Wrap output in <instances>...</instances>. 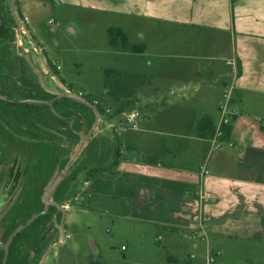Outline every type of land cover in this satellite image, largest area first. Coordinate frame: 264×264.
<instances>
[{
  "label": "crops",
  "instance_id": "0c3cea01",
  "mask_svg": "<svg viewBox=\"0 0 264 264\" xmlns=\"http://www.w3.org/2000/svg\"><path fill=\"white\" fill-rule=\"evenodd\" d=\"M26 1L20 10L28 25L30 10L50 2L69 10L68 31L86 21L106 34L119 26L131 43L146 45L135 54L159 61L138 95L144 105L138 129L117 137L99 118L98 127L110 130V159L119 148V162L85 180L75 199L110 197L123 205V216L153 226L155 240L165 241L160 264L204 263L206 244L189 236L200 223L209 245L221 251L216 264H264V0ZM228 83L233 129L212 148L202 119L217 125Z\"/></svg>",
  "mask_w": 264,
  "mask_h": 264
},
{
  "label": "rangeland",
  "instance_id": "374dc122",
  "mask_svg": "<svg viewBox=\"0 0 264 264\" xmlns=\"http://www.w3.org/2000/svg\"><path fill=\"white\" fill-rule=\"evenodd\" d=\"M21 1L0 0V95L6 99L0 100V246L19 224L43 208L42 223L39 213L35 226L27 228L31 264L39 263L47 246L60 236L61 211L51 205L44 210L43 196L48 192L50 200H62V205L71 207L65 213L66 240L51 250L44 264H160L165 241L155 240L153 226L123 216V205L110 197L82 194L75 199L89 170L99 169L103 175L113 167L115 158L110 159L106 137L110 130L95 126V112L91 121L89 112L71 102L64 105L40 82L43 78L49 87L61 91L64 85L81 96L99 94L105 92V68L145 74L158 59L111 47L103 27L94 22L78 23L76 32L68 31L63 18L69 10L50 2L30 10V23L25 24L30 31L18 36L17 26L25 16ZM143 89H138V99ZM106 99L108 107L115 109L114 100ZM219 99L220 119L223 92ZM126 108L144 110V105L136 101ZM93 127L77 152L81 132ZM38 179L43 183L28 207L24 187L33 189L34 182L39 186ZM23 254L18 253L16 264ZM2 256L0 249V261Z\"/></svg>",
  "mask_w": 264,
  "mask_h": 264
},
{
  "label": "trees",
  "instance_id": "16d2710c",
  "mask_svg": "<svg viewBox=\"0 0 264 264\" xmlns=\"http://www.w3.org/2000/svg\"><path fill=\"white\" fill-rule=\"evenodd\" d=\"M53 3L55 0H51ZM108 34V44L113 47L120 49L122 51H132L135 53H142L144 52L146 45L131 43L129 41L128 35L125 32V30L122 27L119 26H110L107 29ZM52 63V62H51ZM105 92L99 93V94H84V98L89 101L90 104H87L81 100L74 99L72 97H66V96H57L58 99L63 100L62 103L64 105H69L71 102L72 105H77L81 109H84L86 112H89L92 117H90L91 121H94V110L92 108V105L96 106V108L99 110V114L106 113L108 107L107 103V97H111L114 100V105L116 108L112 109L113 115H118L122 110H124L126 107H131L133 105V102H136L138 100L137 98V91L138 89H141L143 86L148 84L150 82V76L144 73L135 72V71H125L115 68H105ZM97 101V102H95ZM73 105V106H74ZM85 112V114H87ZM202 122L208 123V133L205 135L207 136H213L215 132V126L213 124V121L208 116H204L202 119ZM233 118L231 119H225L222 122V140L229 139L232 133L233 129ZM120 157V150L117 148V154L116 159L113 162V166H116L119 162ZM92 170V169H91ZM89 170L87 174V179L92 178L96 175L100 174L99 169H93V171ZM84 180V181H85ZM150 182V181H145ZM175 183V182H174ZM178 187L181 188V190H185L189 186L185 183H177ZM187 190V189H186ZM177 192V190H175ZM181 192V191H180ZM61 204H63L62 200L59 201ZM52 207L58 209L56 206L51 205Z\"/></svg>",
  "mask_w": 264,
  "mask_h": 264
},
{
  "label": "built area",
  "instance_id": "2783aa9c",
  "mask_svg": "<svg viewBox=\"0 0 264 264\" xmlns=\"http://www.w3.org/2000/svg\"><path fill=\"white\" fill-rule=\"evenodd\" d=\"M49 22H53V19H50ZM25 24H28V17L24 16L23 21L19 22L16 32L17 35L26 34L29 32V30L25 27ZM33 50L35 52H38V48L36 46L33 47ZM56 70L60 69V65H55ZM52 78H55L54 76ZM64 91L72 92L70 88L66 86H62ZM233 84H226L223 90V97L225 99L224 103L221 104V117L219 119L218 124L215 127V132L213 136L210 138L211 140V146L212 148H218L221 147L222 144H224V141L221 139L222 136V122L227 119L229 115H231L232 110L229 108V104L231 103V99L233 96ZM80 94V93H79ZM97 102V101H95ZM96 107V106H95ZM95 111L98 113L99 118L102 117L104 121L108 123V125L111 127L113 133L117 137H121L126 131L130 129H138L139 128V122L142 117V112L140 109L132 108L128 109L125 108L122 110L118 115H113L112 109L107 108L106 113L99 114V110L96 108ZM99 122V121H98ZM206 167H203L202 174L207 173ZM200 196L203 198H212V196L209 193H203L200 191ZM77 198V197H76ZM66 210H69L71 206L69 205H63ZM190 239L196 242H202L206 244V250H205V257H204V263L203 264H216L217 258L221 255V251L219 249H214L209 245V233L207 228L204 224H198L192 229H190L189 232ZM125 247L122 246V249ZM191 257H195V253L191 254Z\"/></svg>",
  "mask_w": 264,
  "mask_h": 264
},
{
  "label": "flooded vegetation",
  "instance_id": "af4514ba",
  "mask_svg": "<svg viewBox=\"0 0 264 264\" xmlns=\"http://www.w3.org/2000/svg\"><path fill=\"white\" fill-rule=\"evenodd\" d=\"M0 100L5 101V97L0 95ZM37 180V179H36ZM40 180L39 186L37 183L34 182L33 189H28L29 186L25 185V199H26V206L31 205V199L33 197V192L37 190V188H41V185L43 183V179ZM16 188V185L14 184L11 187V193L14 192ZM30 188V187H29ZM20 193V192H19ZM35 196V195H34ZM16 205L14 204L13 210L16 209ZM40 213V220L43 217V208L39 209V212H35L34 214L30 215V218L27 219L24 223L19 224L11 234L7 237L5 243L3 246H0V249L3 251V256L0 261V264H16V257L18 256V253L23 251V255L20 257L18 263L19 264H31V250L29 246V238H28V227L29 225L35 226L36 224V218L37 214ZM43 220H41L42 223ZM31 225V226H32ZM17 263V264H18Z\"/></svg>",
  "mask_w": 264,
  "mask_h": 264
},
{
  "label": "water",
  "instance_id": "95a60500",
  "mask_svg": "<svg viewBox=\"0 0 264 264\" xmlns=\"http://www.w3.org/2000/svg\"><path fill=\"white\" fill-rule=\"evenodd\" d=\"M12 2H15V0H12ZM40 82L42 84V86L44 87V89H46L47 91L53 93V94H56L57 96H70V97H74L78 100H81L87 104H90L89 101H87L83 96L79 95V94H75L73 92H67V91H61V90H57V89H53L51 87H49V85L43 80V78H40ZM92 108L95 112V115H96V121H95V126L98 125V121H99V115L98 113L95 111L96 107L94 105H92ZM95 127H93L91 130H89L87 133H84V132H81L83 134V139L80 141L79 143V146H78V149H77V152H79L85 141L87 140L88 136L91 134L92 130L94 129ZM75 159V156L72 157L70 159V161L68 162L67 166H66V171L69 169L70 165L72 164V162L74 161ZM43 200L45 202V208L44 210H46L48 208L49 205H55L62 213L61 215V222L59 223L58 225V228H59V232H60V236H59V239L58 241H56L55 243H51L47 246L46 250L44 251L40 261L38 264H44L45 260L47 259L49 253L51 252V250L55 247H59L60 245H62L64 243V240L66 238V231H65V226H64V223H65V213H66V209L65 207L55 201V200H50L48 198V192L44 194L43 196Z\"/></svg>",
  "mask_w": 264,
  "mask_h": 264
}]
</instances>
